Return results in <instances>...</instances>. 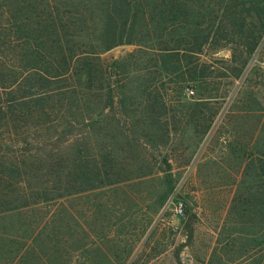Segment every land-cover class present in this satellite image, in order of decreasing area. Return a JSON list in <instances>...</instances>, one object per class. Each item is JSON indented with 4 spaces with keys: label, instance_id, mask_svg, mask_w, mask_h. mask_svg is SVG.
<instances>
[{
    "label": "rangeland",
    "instance_id": "1",
    "mask_svg": "<svg viewBox=\"0 0 264 264\" xmlns=\"http://www.w3.org/2000/svg\"><path fill=\"white\" fill-rule=\"evenodd\" d=\"M27 4L16 13L27 18ZM84 43L90 47L91 39ZM218 49L206 48L199 58L201 70L211 75L207 89L187 85L181 93L166 94L159 84L144 93L159 60L150 52L142 56L134 45L102 54L100 64L110 76L99 96L98 82L89 81L87 91L80 67L73 65L61 85L71 87L46 106L53 114L41 116L42 129L21 130L37 137L29 149L40 153L39 163L26 162L45 166L29 168L34 176L25 193H11L10 187V198H0V264H264V49L251 57L239 81L247 57L235 46ZM20 58L10 55L14 69L8 70L0 59V76L20 73ZM121 64L129 74L115 76ZM118 83L124 90L110 92ZM232 83L236 88L225 102L208 106L219 113L202 138L200 109L189 105L230 90ZM0 121V141L12 148L16 139ZM236 134L247 143L245 157L232 145ZM0 177L14 182L1 166ZM179 201L183 216L174 210Z\"/></svg>",
    "mask_w": 264,
    "mask_h": 264
},
{
    "label": "trees",
    "instance_id": "2",
    "mask_svg": "<svg viewBox=\"0 0 264 264\" xmlns=\"http://www.w3.org/2000/svg\"><path fill=\"white\" fill-rule=\"evenodd\" d=\"M24 1L28 2L23 8L27 18L22 11L19 15L16 13ZM101 15L100 27V21L96 20ZM0 31V35L5 34L2 35L4 41L0 39V59L8 62L10 55L21 56L16 68L20 73L10 71L13 73L8 77L3 73L0 76V119L9 138L16 139L12 148L3 146L4 142L0 141V166L14 176L10 177L14 179L11 185L0 179L2 200L10 198L9 193L5 194L11 191L10 187H13L11 193H25L28 178L34 176L30 169L45 166L36 165L40 153L36 157L29 149L30 140L35 141L37 137L29 138L21 130L29 126L42 129L41 116L45 115L47 120L53 114V108L46 106H51L49 103L56 100L55 96L71 87L61 85L67 84L70 79L67 76L74 71L73 65L80 67L85 84L88 83L87 91H91L89 81L94 85L98 82L95 93L98 92L99 96L105 91L103 84L110 76L100 64L102 54L119 46L134 45L138 47L137 53L145 56L150 52L159 60L156 77L150 86L144 87V93L153 91L156 84L166 94L170 90L181 93L187 85L206 90V86L212 83L209 82L211 75L201 70L199 59L206 48L217 51L219 46H235L241 50L242 57H247L242 61V72L236 79L239 81L251 57L262 47L264 49V0H0ZM35 32L38 35L34 36ZM89 39L91 45L87 47L88 43L84 41ZM122 61L126 63L124 59ZM117 66L120 69L115 76H121L122 71L129 74L127 64ZM4 67V70L14 69L10 62L8 65L5 62ZM61 67L64 69L60 70ZM169 83L177 89L169 87ZM235 88L232 83L230 90L203 96L200 102L189 105L200 109L198 114L205 123L202 138L210 133L219 113V109L213 111L208 106L225 102ZM118 90H124V86L119 85L115 90L110 88V92ZM223 124L224 119L218 124L214 136ZM235 137L232 145H238V151L245 157V138L239 134ZM226 140L229 145L231 139ZM24 145L26 147H22ZM78 152L81 158L82 151ZM27 158L37 163H27ZM83 163L86 165V161ZM47 164L53 171L56 159L51 156ZM71 173L73 175V167ZM41 195L44 202L49 201L45 191ZM16 196L22 200L25 198Z\"/></svg>",
    "mask_w": 264,
    "mask_h": 264
},
{
    "label": "built area",
    "instance_id": "3",
    "mask_svg": "<svg viewBox=\"0 0 264 264\" xmlns=\"http://www.w3.org/2000/svg\"><path fill=\"white\" fill-rule=\"evenodd\" d=\"M191 94H193V92H190ZM175 213L176 215H179V216H183L185 214V206H184V203L179 201L178 203H176L175 205Z\"/></svg>",
    "mask_w": 264,
    "mask_h": 264
}]
</instances>
